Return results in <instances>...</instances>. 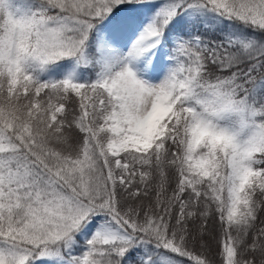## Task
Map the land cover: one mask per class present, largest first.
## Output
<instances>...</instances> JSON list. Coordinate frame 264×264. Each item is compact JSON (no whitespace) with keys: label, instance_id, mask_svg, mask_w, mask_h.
Masks as SVG:
<instances>
[{"label":"snow or ice","instance_id":"1","mask_svg":"<svg viewBox=\"0 0 264 264\" xmlns=\"http://www.w3.org/2000/svg\"><path fill=\"white\" fill-rule=\"evenodd\" d=\"M0 264H264V0H0Z\"/></svg>","mask_w":264,"mask_h":264},{"label":"trees","instance_id":"2","mask_svg":"<svg viewBox=\"0 0 264 264\" xmlns=\"http://www.w3.org/2000/svg\"><path fill=\"white\" fill-rule=\"evenodd\" d=\"M215 235V233H213L212 235L206 237L207 241L212 245L213 249H215L216 247V242L215 240L212 238V236Z\"/></svg>","mask_w":264,"mask_h":264}]
</instances>
